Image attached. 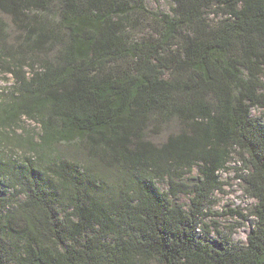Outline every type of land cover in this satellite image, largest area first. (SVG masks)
<instances>
[{"label":"trees","instance_id":"obj_1","mask_svg":"<svg viewBox=\"0 0 264 264\" xmlns=\"http://www.w3.org/2000/svg\"><path fill=\"white\" fill-rule=\"evenodd\" d=\"M33 1L45 0H0V11ZM171 1L159 37L129 44L130 18L114 15L115 0H58L70 40L57 61L28 76L6 64L18 84L11 108L38 120L42 135L33 159L0 157V192L5 179L24 196L19 211L0 214V264H264V123L251 115L264 110V0H215L228 12L217 26L196 0ZM52 37L28 39L42 49ZM172 112L183 130L161 146L146 140L151 115ZM59 142L88 145L91 165L43 166V149ZM234 154L255 224L245 243L214 245L202 219Z\"/></svg>","mask_w":264,"mask_h":264},{"label":"rangeland","instance_id":"obj_2","mask_svg":"<svg viewBox=\"0 0 264 264\" xmlns=\"http://www.w3.org/2000/svg\"><path fill=\"white\" fill-rule=\"evenodd\" d=\"M201 3L198 14L205 23L210 26H217L228 17L223 11V5L215 0H196ZM9 3V2H8ZM13 6L12 2L9 3ZM171 0H115L112 11L114 15H125L130 18L122 27V36L129 44L151 43L164 31L163 24L157 19L161 15L171 14ZM99 11L93 10L96 14ZM62 13L58 0H45L44 2L33 1L17 6L13 13L0 11V157L4 161L10 159L32 158L42 135L38 120L21 116L17 109L11 108L19 100V93L16 90L18 84L15 77L6 70L13 66L8 63H16L21 73L27 76L32 72H41L44 68V61L54 64L57 61V54L69 44V30L62 24ZM158 17H156V16ZM44 31L52 35L47 39L42 49L33 48L28 39L30 33ZM187 32V31H185ZM189 32H187L188 34ZM192 35V32L189 33ZM168 45L166 54L171 55L173 51ZM125 59L118 63L107 65L113 73L127 61ZM122 64V65H121ZM181 73L180 71H178ZM171 72H167L169 76ZM245 81L247 73L242 69L239 75ZM259 82L264 84V73L259 75ZM171 114V115H170ZM168 115L152 114L144 131L145 139L156 146H161L173 135L180 133L184 126L183 122L174 113ZM251 115L254 119L264 123V110L253 108ZM78 139H75V141ZM88 145H80L79 142H59L43 149V166L48 165L50 160L73 163L77 166L88 167L90 164ZM240 160L238 155L231 156L224 171L219 173L222 184L219 191L212 197V204L207 207L203 216L202 224L208 227L209 239L214 245L221 241L222 236H229L234 243H245L246 238L255 224L253 210L255 201L245 193L244 184L239 179ZM117 171H111L108 175L110 184H114ZM198 175L196 168L191 174L185 176L187 181L193 180ZM4 187H1L0 196L5 202L0 206L1 215L15 214L20 210L24 196L18 195L17 190H6L7 181L1 179ZM6 181V182H5ZM161 190L168 189L165 181L157 182ZM178 203L189 205V198L177 197ZM202 226H199L198 235H202ZM108 236L112 237L110 234ZM69 245V244H68ZM63 248V246H62ZM55 250L61 251L55 247Z\"/></svg>","mask_w":264,"mask_h":264}]
</instances>
